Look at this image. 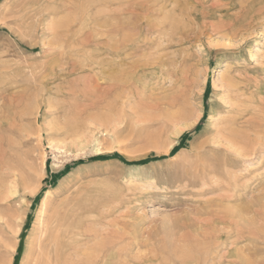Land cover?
<instances>
[{
  "label": "rangeland",
  "instance_id": "obj_1",
  "mask_svg": "<svg viewBox=\"0 0 264 264\" xmlns=\"http://www.w3.org/2000/svg\"><path fill=\"white\" fill-rule=\"evenodd\" d=\"M139 1L0 0V151L6 154V165H0V254L8 259L4 251L15 241L16 251L22 252L13 261L19 264L26 248L34 247L42 200L50 193L53 201L47 217L53 214L57 201L63 211H75L83 236L75 246L86 264H104L103 260L106 264H231L234 257L228 256V244L234 237L224 236L228 244L211 245L209 230L199 226L211 221L206 208L211 204L229 206L236 213L245 203L251 211L245 216L263 225L257 239L250 242L241 238L235 246L258 250L244 252L251 256L250 264H264L263 135H253L260 142L255 144V154L231 160L228 171L211 186L202 185L188 160L192 157L189 145L210 136L206 131L213 124L208 119L212 109H228L219 98L226 94L224 77L245 80L251 93L249 106H264V0H234L227 14L221 6L205 19L208 25H217L219 19L224 24L232 22L230 35L209 29L199 38L182 40L160 53L165 55L169 70L179 67V63H172L174 58L184 60L187 77L193 78L189 86L184 74L164 75L155 82V76L147 72L130 91L116 89L105 95L104 103L96 109L76 115V110L68 107L70 93L83 90L91 76L104 81L119 78L150 53L156 54L157 49H132L131 42L141 40L139 45L157 38L152 32L137 36L138 24L163 28L165 38L172 33V22H185L182 26L196 29L191 16L180 17L177 10H171L178 7L172 0H167L164 8L154 6L149 11H141ZM230 15L237 16L232 20ZM112 27L121 30L116 42L127 40L121 65L108 62L107 33ZM234 32L236 35L231 34ZM100 85L101 89L108 87L105 82ZM142 92L150 97L145 105L139 97ZM199 109L203 112L198 122L183 131L172 152H166L173 126L190 121ZM174 110L181 112L173 119L177 123L167 121L164 127ZM261 117L264 119V111ZM185 133L188 135L182 138ZM97 155L109 157L88 160ZM233 176L238 177L237 184L232 182ZM12 184L15 194L8 190ZM225 191L235 195L224 199ZM15 210L21 211L24 223L16 240L1 226L2 219ZM218 231L225 232L222 226Z\"/></svg>",
  "mask_w": 264,
  "mask_h": 264
},
{
  "label": "bare ground",
  "instance_id": "obj_2",
  "mask_svg": "<svg viewBox=\"0 0 264 264\" xmlns=\"http://www.w3.org/2000/svg\"><path fill=\"white\" fill-rule=\"evenodd\" d=\"M166 2H167V0H141L138 2V5L140 6L141 11H149L154 6L155 7H160V6L163 7V5H165ZM172 2L177 4L178 7H177V9L173 8L171 10L172 11L177 10L180 13V17L181 16H188V17L191 16L195 22L194 24L196 25V29L195 28H187L185 26H182L185 22L184 23L182 22L181 23L182 25H178L177 23H174L171 21L172 23H171L170 29H171L172 33L169 34V36L167 35L168 37L165 38V35H164L165 30L163 28H161V27L160 28H153V26L150 27V25L146 26L148 23L147 24L146 23L138 24L135 27V33L137 36H139V37L143 36L144 37V35H148L149 33L152 32V33H156L157 38H156L155 42H149V43H145V44L142 43L139 45L137 43L141 40H137V43L134 42L135 44L131 42V44L133 45L132 49L133 50L157 49V51L155 52L156 54L150 53L149 54L150 56H147V58L144 61L141 60L142 61L141 63L139 62V63L133 65L132 71L127 72L125 74L123 73L119 78H112L113 80L109 79L107 81H104V79H101L98 76H94V75L91 76V78L92 77L93 78L88 79V83L90 81L89 84H86L85 87H84V83L82 84L84 87L83 90H75V91L73 90L70 93L71 101L73 100V102L70 101V103H69V102L65 101L66 103H69V105H68L69 109H72V108L75 109L76 110L75 113L78 116L82 115L83 113H85L89 109H93V108L96 109V107H98L99 103L103 100L105 95L111 94L112 92L113 93L116 92V89L119 91L121 90L123 93L126 90L130 91L132 86H135L136 84L140 83V77H142V74H146L147 72L152 73L155 76V79H154L155 82H158L160 80L159 77L164 76V75H168L171 77L173 75L180 76L181 74H184L185 76H184L183 80H185V82H187L185 85L189 86V83H191V80L193 78L187 77L188 69L185 68L184 60L181 59L178 61L177 58H174L172 60V63L173 64L179 63V67L176 69L173 68L172 70H169L168 68H166L169 65V63L167 60H165L163 58L165 55L164 54L161 55L160 53L162 51H164L165 48H167L169 46L174 47L175 45L177 46V45L183 43L182 40L199 38V36L201 34H203L204 31H207L209 29L211 31H214V32L215 31L216 32L222 31L223 32L222 34H225L227 36L230 35L229 33H230L232 27L234 26L232 22L224 24L225 21L222 23L221 19H219V23L217 22L218 23L217 25H208L205 22V19L208 16L215 14L216 11L221 10V9H219L221 6L225 7V8H223V10L227 14L229 9L231 8V5H233L235 1L234 0H172ZM172 6H173V4H172ZM155 12H158V11H155ZM171 12L168 11V13H170V14H171ZM235 16H237V15H235ZM235 16L233 15L231 17V15H230V18L233 20L235 18ZM144 17H146V16H144ZM182 18L184 19V17H182ZM222 21H223V19H222ZM122 30H124V29H122ZM120 31L121 30L118 29L117 27H112L107 33L108 39L110 41V42H108V45H107V55L109 56L108 62L111 65H115L117 62L119 63V65H121L124 61L122 53H124V51L126 49H128V47L124 46V43L127 42V40L125 42H124V40H122L120 43L116 42V41H118L117 36L120 33ZM231 34L236 35V32L231 33ZM120 39H121V37H120ZM164 43L166 45H164ZM94 64L96 66H98L99 63H97V61H95ZM130 68L131 67H129V69ZM228 75H229V73H228ZM221 76H222V73H221ZM222 81L225 85L226 94L221 93V96L219 98L222 101L223 105L228 106V109L226 110V112L224 110L218 111V110L212 109V111L208 115V119H211L213 124H212V127L206 131V132L210 133V136L206 139L193 141L189 145L190 151L188 152V155L192 156L188 159L189 164L193 167V169L196 170L197 174L200 175L201 180L203 182L202 185H206V186H211V184L213 182H215L217 179L221 178L223 176V171H228V169H229L228 167L231 166L233 159H235L237 157L247 158V157H249V156H251L257 152L256 151L257 148H256L255 144H257V143L259 144L260 142H257L256 141L257 139L256 140L253 139L254 138L253 135H255V133H258V135H259V133H261L260 135L261 136L263 135L262 137H264V130L262 129V128H264L263 127L264 119H263V117H261V114L264 111V106L261 103L258 106H256V108H252L249 106V104L251 103V93L249 92V89L247 88V84H245V82H244L245 80L240 79L239 77H235L233 75H230V76L224 77L222 79ZM104 82L108 84V87L105 86L106 88L103 87V89H101L102 87H100L101 86L100 84L104 83ZM146 87H147L146 85L143 86V89L146 90ZM151 89L152 88H149V91L153 90V89L152 90ZM123 90H125V91H123ZM119 93H121V92H119ZM123 93H122V95H123ZM64 94L65 93L63 91H60L61 96H64ZM150 94L152 96L154 93L151 92ZM113 96H114V94H113ZM113 96L109 97V98H113ZM117 96L119 97L118 94H117ZM123 96H125V95H123ZM126 96H127V94H126ZM134 97H131V98H134ZM139 97H141V99L139 98L141 101V104L142 103L144 104V102H146V100L148 99L147 97H149V96L146 95V92H142ZM158 97H160V95ZM155 98H156V96H155ZM139 99H138V101H139ZM149 99H150V97H149ZM121 100H122V98H121ZM65 102H63V103H65ZM115 102H117V101L115 100ZM131 102L132 101H130L128 103L131 104ZM169 102H170L169 103V107H170L172 105V102L170 100H169ZM65 104H64V106H66ZM108 105H110V104H107L106 106L108 107ZM146 105H149V104H146ZM148 108H146V109H148ZM61 110H63V109H61ZM97 111H99V110H97ZM202 112H203L202 109H199L198 112L195 114V116L190 121L181 122L178 124H175L176 121L174 122L173 119L178 117L181 112L179 113V111H175V112H171L169 114V116L163 122V126L167 124V121H170L171 123L173 121V123L175 125L174 126L172 125L173 128L171 129V133L169 134L170 136H169L168 142H166L167 139H165V142H166L165 144H168L166 149H165L166 152H170V150L173 148L174 143L176 142L177 138L183 133V131L185 129L193 127L198 122V120L202 116ZM93 114H94V112H93ZM110 116H111V114H110ZM84 117H86V116L84 115ZM75 118H74V121H75ZM163 118H164V116H163ZM167 130H168V127H167ZM151 133H154V132H151ZM163 134H165V133H163ZM148 139H149V136H148ZM261 142H263V141H261ZM262 146H264V145H262ZM0 148H2L1 143H0ZM3 149H4V147H3ZM5 157H6V154L1 149V151H0V165H1V167L6 165ZM192 172H194V171L192 170ZM227 175L229 176V174H227ZM228 176L227 177L225 176L226 179L228 178ZM237 176L231 177V178H233L232 179L233 183L237 184V182H239L237 179L238 178ZM231 178H230V180H231ZM13 181H15V180H13ZM9 184H10V181H9ZM214 186H215V184H214ZM15 187L16 186L12 184V186L10 188H8V190L11 194H15L17 192L15 190L16 189ZM231 192H233V191H231ZM223 193H226L225 195L223 194V196H222V198H224V199H231L232 195H235V194L229 193L228 191H225ZM11 194H9V195L11 196ZM51 195H50V193L46 194L42 200L41 211H40L41 217L37 223L39 230L37 231L36 237L34 238V243H33L34 247L26 248V250L24 252L25 254H23L22 259H21L19 264H86V263H84L85 260L82 258V256L79 255V250L75 246L76 243L83 238L82 233H80L79 229H78V224H79L78 222L79 221L76 220L75 211L72 209H66L63 211V208H60V206L58 205L59 201H57L58 197H56L57 203L55 205V210H54L53 214H50V217H47L46 212L48 210V206L53 201V195L52 196ZM261 197H263V196H261ZM66 200H67V198H66ZM248 204L249 203L239 205L238 209L236 208L237 209L236 213L234 211V208H230L229 206H226V205L222 206V207L218 206V205L217 206L216 205L211 206L212 205L211 204L209 207H206L208 209V212L212 216V218L209 216L211 218V221H207L205 224L199 226L200 228H203L207 231L209 230L207 232V236H208L209 240L211 241V243H210L211 245L220 246V245L228 244V242H226L227 239L224 236H226L228 238L231 236L234 237V238H232L233 240H231L230 243L228 244L230 246V249L228 250V256L234 257L231 264H237V263H239V261L242 264H250L249 259L251 258V256L249 255V253H247V254H245V253L247 251L248 252L250 251V253L252 251V254L258 252V250L256 251L254 248H251V247H250V249L249 248L243 249V247H242V249H237L235 246L236 240L241 239V238L247 239L250 242H253L254 237H256L255 239H257V233L259 230H261V226L263 225L262 224L259 226V225H257L259 223L255 222V218L245 216L250 211V207H249L250 205L248 206ZM257 205H259V204H257ZM254 207H256V206H254ZM261 207L263 208L262 210L264 211L263 205H261ZM222 210H223L224 214H220L222 212ZM256 211L258 213L259 212L261 213V211H259V210H256ZM20 213H21V211H19V210L9 212L6 215L5 219L4 218L2 219V224H1V226L4 229L7 228L9 230V232L13 234L12 236H14L13 238H15V240L17 239L18 235L20 234V231L24 228L23 219L19 216ZM203 213H207V212L203 211ZM262 215H264V213H262ZM19 218L22 219V224H19V222H18ZM261 218L264 219L263 216ZM192 223H195V222H192ZM127 224H128V222H127ZM131 225H133V223ZM219 226H222L223 231H225L224 233L221 234V232L218 231ZM134 230L135 229L132 230L133 231V237H136L137 235H136V232ZM200 232L203 233V231H200ZM262 233H264V232H262ZM258 237H259V235H258ZM1 239H2V237H1ZM2 240L0 241L1 243H2ZM258 240H261V239H258ZM258 242H260V241H258ZM16 245H17V243L14 241V243H12V245H10L8 250L6 248V251H4L6 256L9 257L8 259L3 258V256L0 254V264H16L13 261V259L15 258V256L17 254H20V252H22V251H19V253H18L16 251ZM255 245H257V244H255ZM5 246H8V244ZM245 250H247V251L244 252ZM84 254H85V252H84ZM252 261H253V259H252ZM103 262H104V264H106L105 260H103ZM218 264H219V261H218Z\"/></svg>",
  "mask_w": 264,
  "mask_h": 264
},
{
  "label": "trees",
  "instance_id": "obj_3",
  "mask_svg": "<svg viewBox=\"0 0 264 264\" xmlns=\"http://www.w3.org/2000/svg\"><path fill=\"white\" fill-rule=\"evenodd\" d=\"M188 134H183V136H182V138H184V137H186ZM175 149V147H173L172 149H171V152L173 151ZM113 156H115V157H119L118 155H113ZM109 156H103V155H97V156H94V157H91L90 159H88V160H96V159H102V158H108ZM120 158V157H119ZM82 161H77L76 163H81Z\"/></svg>",
  "mask_w": 264,
  "mask_h": 264
}]
</instances>
